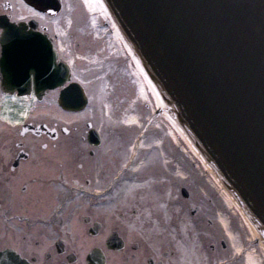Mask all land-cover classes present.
I'll return each mask as SVG.
<instances>
[{"label":"flooded vegetation","instance_id":"1","mask_svg":"<svg viewBox=\"0 0 264 264\" xmlns=\"http://www.w3.org/2000/svg\"><path fill=\"white\" fill-rule=\"evenodd\" d=\"M69 1L47 0L56 10L38 21L29 18L30 5L23 0H0V15L24 22V31L51 41L58 59L74 66L71 49L60 52V44L66 49V43L87 33L77 35L59 22L67 4L71 8ZM119 57L128 62L124 53ZM2 80L0 69V253H7L12 264H247L246 252L236 253L227 230L217 221L220 213H227L230 229L240 230L237 235L244 245L249 237L241 228L245 225L239 212L189 204L175 210L180 213L176 220H169L164 211L155 220L146 206L118 204L116 163L109 164L115 157V131L100 118L38 119L36 92L7 93ZM92 81L91 77L80 81L89 102L90 91L101 84ZM61 89L43 91L41 100H58ZM10 98L35 103L23 116L6 106ZM21 186L30 193L26 206L13 198ZM14 212L28 215V225L11 227L19 219ZM189 214L192 220L183 221ZM252 244L259 247L252 240L244 246L256 250Z\"/></svg>","mask_w":264,"mask_h":264},{"label":"water","instance_id":"2","mask_svg":"<svg viewBox=\"0 0 264 264\" xmlns=\"http://www.w3.org/2000/svg\"><path fill=\"white\" fill-rule=\"evenodd\" d=\"M104 2L167 111L264 236V0ZM0 28L7 91L29 92L33 78L40 96L70 79L50 41L4 15ZM44 48L51 57L38 54ZM66 87L60 106L85 108L83 86Z\"/></svg>","mask_w":264,"mask_h":264},{"label":"rangeland","instance_id":"3","mask_svg":"<svg viewBox=\"0 0 264 264\" xmlns=\"http://www.w3.org/2000/svg\"><path fill=\"white\" fill-rule=\"evenodd\" d=\"M69 3L71 8L67 4L59 22L65 30H75L77 35L87 34L75 39L72 44L66 43V49L60 44V52L71 49L73 56L70 61L74 59L75 63L72 65L73 74L80 77L79 81L91 77L92 83L101 84L90 91V102L84 112L64 110L57 100L48 99L38 102L34 109L36 118L47 116L62 122L100 118L107 129L115 131V157L109 164L116 163L118 204L146 206L155 220L161 211L169 220H176V215L180 213H175V210H182L189 204L207 208L219 206L222 211L235 212L234 206L225 203L215 179L190 145L182 138L174 139L169 134L173 124L160 98L152 92H148L147 97L140 93L139 86L145 82L144 75L134 57L127 52L124 38L117 35L111 19L100 16L95 10L90 11L83 0H70ZM80 40L83 45L78 43ZM121 52L128 57V62L119 57ZM6 103L23 116L31 109L25 111L12 101ZM181 188L187 189L189 197L183 194ZM182 220L191 221V215ZM217 221L225 231L220 219ZM243 224L245 227L241 225V228L246 229L250 238L246 239L247 244L253 237L247 225ZM239 231L234 230V234L239 236ZM231 241L236 243L233 239ZM251 247H256L257 254L264 257L260 244L259 247L253 244Z\"/></svg>","mask_w":264,"mask_h":264},{"label":"bare ground","instance_id":"4","mask_svg":"<svg viewBox=\"0 0 264 264\" xmlns=\"http://www.w3.org/2000/svg\"><path fill=\"white\" fill-rule=\"evenodd\" d=\"M83 1H84V3L86 4V6L88 7V9L90 11H94L95 10V11H97L99 13L100 16H102V17L104 16L106 18H110L112 23L114 24V27L116 28L117 35L120 36L122 39L124 38L123 34L120 31V28H119L117 22L115 21L114 17L112 16V13L110 12L109 7L106 5L104 0H102V2L105 5V7H97V6H95L98 3H100V0H83ZM89 4H92L93 7H89ZM123 41H124V39H123ZM127 49L131 53L129 46L127 47ZM135 63L139 67V70L142 73V75H144V79H145V82H143L139 86L140 93L142 94V96L147 97V93L148 92H152L154 94V96H157V98L159 99V94L157 92V89H156L154 83L149 78V76L147 75L146 71L143 69V67L140 64V62L135 59ZM8 100H10V101H12V102H14L16 104L21 105L22 109L25 110V111H28L30 109V107L32 106V104L34 103V101H28V103H26L27 101H23V98H17V99L10 98ZM161 103L163 104L162 101H161ZM166 114H167L168 118L171 120V122L173 124V129L169 130V134L171 135V137L175 139L176 137L179 138V136H180V138H182L184 141H186L190 145V147L193 149V152L197 156H199V158L201 159L203 165L211 173V176L215 179L216 186L221 189V191L223 193V196H224L225 203L227 205L231 206V207L234 206L235 210L237 212H239V214L242 216L241 221L243 223H245L247 225L248 229L251 231V235L253 237L252 241L258 242L260 244V247L262 248V252L264 253V236L261 233V230L256 226V224L253 222V220H251V217H249V214H247V212L244 210V208L241 206V204H239V202H237L235 200V198L232 196V194L227 190V188L224 186L222 180L219 178V176L216 173H214V171L212 170L211 166L204 159V157L197 150V148L195 146H193V144L191 143V140L189 139V137L178 126V124L173 119V117L169 113H166ZM219 218H220L221 224L227 230L228 235L231 237V239H233L236 242V243H233V244H234L235 249L237 250V252H243V250L246 252L247 264H262V262L264 261V257H262L259 254H257V252L254 249L246 248L244 246L245 243L243 245V243L241 242L240 237L236 236L232 232V230L230 229V218L231 217H229L227 215V213L224 212V213H220Z\"/></svg>","mask_w":264,"mask_h":264},{"label":"snow or ice","instance_id":"5","mask_svg":"<svg viewBox=\"0 0 264 264\" xmlns=\"http://www.w3.org/2000/svg\"><path fill=\"white\" fill-rule=\"evenodd\" d=\"M33 2L36 4V6L35 7L29 6V18H33L34 17L38 21L44 20V19H47L48 15L50 13H53L56 10L55 8L48 6L47 0H33ZM95 6H97V7H105V5L103 4L102 0H100V3H98ZM57 7H58V5H57ZM89 7H93V5L89 4ZM38 54L40 56L48 55L49 57H51L50 50L49 49H45V48L42 49ZM49 61H50V59H49ZM65 78H66L65 76L60 75L59 78H58V82H62ZM73 79L74 80H79L80 77L75 75V74H73ZM85 83H87V81H85ZM71 91H72V87H66V88H64L63 95L66 92H71ZM77 118H79V116H77ZM53 131H55V130H53ZM45 147H47V146H45ZM13 198L14 199L18 198L20 200V203L24 204L26 206L27 200L30 198V193L28 192V190L26 188L21 186L20 193H13ZM33 202L35 203V201H33ZM149 215H151V214H149ZM13 216L14 217H19L18 220H16L14 223L11 224V227H13L14 229L23 228V227L28 225V223H29L28 215H22V214L14 212ZM160 231H164V229H160Z\"/></svg>","mask_w":264,"mask_h":264},{"label":"clouds","instance_id":"6","mask_svg":"<svg viewBox=\"0 0 264 264\" xmlns=\"http://www.w3.org/2000/svg\"><path fill=\"white\" fill-rule=\"evenodd\" d=\"M0 264H12V260L7 253H0Z\"/></svg>","mask_w":264,"mask_h":264}]
</instances>
